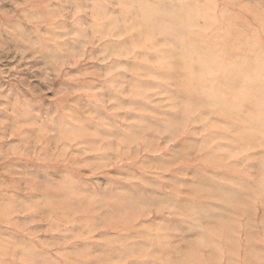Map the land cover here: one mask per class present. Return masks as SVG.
Wrapping results in <instances>:
<instances>
[{
    "label": "rangeland",
    "instance_id": "1",
    "mask_svg": "<svg viewBox=\"0 0 264 264\" xmlns=\"http://www.w3.org/2000/svg\"><path fill=\"white\" fill-rule=\"evenodd\" d=\"M0 264H264V0H0Z\"/></svg>",
    "mask_w": 264,
    "mask_h": 264
},
{
    "label": "bare ground",
    "instance_id": "2",
    "mask_svg": "<svg viewBox=\"0 0 264 264\" xmlns=\"http://www.w3.org/2000/svg\"><path fill=\"white\" fill-rule=\"evenodd\" d=\"M108 1H109V0H108ZM102 2H103V1H102ZM133 2H134V1H133ZM144 2H145V1H144ZM194 3H195V2H194ZM108 4H109V3H108ZM128 4H129V2H128ZM134 4L136 5L135 2L133 3V5H134ZM137 4H138V3H137ZM150 4H151V3H150ZM189 4H190V3H189ZM192 4H193V3H192ZM195 4H196V3H195ZM197 4L199 5V2H198ZM200 4H201V3H200ZM126 5H127V4H126ZM133 5H132V6H133ZM198 5H196V6H198ZM108 6H109V5H108ZM128 6H129V5H128ZM138 6H139V4L137 5V7H138ZM148 6H149V5H148ZM184 6L186 7V5L183 4V7H184ZM187 6H190V5L187 4ZM105 7H106V6H105ZM137 7L135 6V8H137ZM139 7H140V6H139ZM146 7H147V6H146ZM146 7H145V8H146ZM152 7H153V6H152ZM152 7H151V8H152ZM192 7H194V5H193V6L191 5L190 8H192ZM102 8H103V7H102ZM188 8H189V7H187L186 10H188ZM137 9H138V8H137ZM154 9H155V8H154ZM154 9H153V10H154ZM183 9H184V8H183ZM192 9H193V8H192ZM103 10H104V9H103ZM150 10H151V9H150ZM153 10H151V11L153 12ZM156 10H158V8H157ZM197 10H198V9H197ZM135 11H136V9H135ZM135 11H134V14H132V18H134L133 15L137 14V13H135ZM140 11H141V9H140ZM154 11H155V10H154ZM191 11H192V13H193V10L190 9V12H191ZM152 12H151V14H152ZM130 13H131V12H130ZM130 13H129V14H130ZM159 13H160V12H159ZM159 13H157V11L155 12V14L153 13L154 18H155V17H158V16H155V15H157V14H159ZM165 13H166V11H165ZM182 13H183V12H182ZM102 14H103V13H102ZM126 14H127V13H126ZM126 14H125V15H126ZM166 14H167V13H166ZM189 14H190V13H189ZM122 15L124 16V14H122ZM153 15H152V16H153ZM184 15H186V14H184ZM261 15H262V13H261ZM130 16H131V15H130ZM137 16H138V15H137ZM159 16H160V15H159ZM166 16H168V15H166ZM177 16H178V15H177ZM189 16H190V15H189ZM104 17H105V16H104ZM109 17H111V16H109ZM115 17H116V16H115ZM115 17H114V18H115ZM124 17H125V16H124ZM141 17H142V16H140V18H138V19L140 20ZM150 17H151V16H150ZM171 17H172V16H171ZM175 17H176V16H175ZM175 17H174V19H176ZM260 17H261V16H260ZM120 18H121V17H120ZM161 18H162V16L159 17L160 20H161ZM166 18H168V17H166ZM166 18H165V19H166ZM183 18H184V17H183ZM193 18H194V17H193ZM193 18L191 19V17H190L191 21H192V20L194 21ZM110 19L112 20V18H110ZM115 19H117V18H115ZM122 19H123V18H122ZM122 19H119V21H121ZM138 19H137V21H138ZM145 19H146V18H145ZM150 19H151V18H150ZM150 19H149V20H150ZM156 19H157V18H155V20H156ZM159 19H158V20H159ZM172 19H173V18H172ZM127 20H129V17H128ZM133 20H136V19H133ZM177 20H178V19H177ZM177 20H176V21H177ZM179 20H180V19H179ZM184 20H185L184 22L187 21L186 19H184ZM124 21H126V20H124ZM144 21H145V20H144ZM165 21H166V20H165ZM174 21H175V20H174ZM174 21H173V22H174ZM176 21H175V22H176ZM189 21H190V20H189ZM191 21H190V22H191ZM193 21H192V22H193ZM131 22H134V21H131ZM152 22H153V23H152ZM152 22H151V23L154 25V21H153V19H152ZM169 22H170V21H169ZM169 22H168V23H169ZM173 22H172V23H173ZM140 23H141V21H140ZM143 23H145V22H143ZM158 23L162 24L161 22H158ZM158 23H157V21H156V24H158ZM165 23H166V22H165ZM165 23L163 22V26H164ZM79 24H80V23H79ZM108 24H109V23H108ZM110 24H111V23H110ZM116 24H117V23H116ZM116 24H115V25H116ZM120 24H121V22H120ZM156 24H155V25H156ZM77 25H78V24H77ZM96 25H98V23H97ZM100 25H101V27H102V24H100ZM113 25H114V23H113ZM115 25H114V26H115ZM118 25H119V24H118ZM140 25H141V24H140ZM94 26H95V25H94ZM106 26H107V25H106ZM114 26H111V28H113ZM135 26H136V25H135ZM144 26H145V25H144ZM148 26H150V25H148ZM160 26H161V25H160ZM160 26H158V27H160ZM166 26H167L166 28L169 29V28H168V25H166ZM77 27L79 28V25H78ZM98 27H99V25H98ZM104 27H105V26H104ZM133 27H134V26H133ZM91 28H92V27H91ZM142 28H143V27H142ZM150 28H151V27H150ZM153 28H154V27H152L151 30H152ZM166 28L164 27V29H166ZM93 29H94V28H93ZM97 29H98V28H97ZM99 29H100V28H99ZM102 29H103V28H102ZM102 29H101V30H102ZM108 29H109V28H108ZM164 29L161 28L162 31H164V32L167 33V29H166V31H165ZM172 29H173V28H172ZM74 30H75V27H74ZM74 30H73V33H74ZM76 30H77V28H76ZM101 30H100V31H101ZM123 30H124V28H123ZM154 30H155V28H154ZM170 30H171V29H170ZM105 31H109V30H105ZM110 31H111V29H110ZM172 31H173V30H172ZM172 31H170V32H172ZM174 31H175V29H174ZM70 32H71V30H70ZM77 32H78V31H77ZM80 32H81V31H80ZM80 32H79V33H80ZM82 32H83V31H82ZM97 32H98V31H97ZM97 32H96V33H97ZM112 32H113V31H112ZM137 32H138V31H137ZM73 33H71V34H73ZM75 33H76V32H75ZM79 33H77V35H78ZM85 33H86V32H85ZM85 33H84V35H85ZM98 33H99V32H98ZM106 33H107V32H106ZM134 33H135V32H134ZM138 33H139V32H138ZM150 33H151V32H150ZM167 34H169V31H168ZM167 34H166V35H167ZM171 34H173V33H171ZM176 34H177V33H176ZM77 35L75 34V37H78V38H79V36H77ZM90 35H91V34H90ZM97 35H98V34H97ZM101 35H103V34H101ZM106 35H107V34H106ZM122 35H123V34H122ZM142 35H144V34L140 33V36H142ZM149 35H150V34H148V36H149ZM177 35H178V34H177ZM92 36H93V34H92ZM92 36H91V37H92ZM94 36H95V35H94ZM98 36H99V35H98ZM140 36H139V37H140ZM146 36H147V35H146ZM146 36H145V37H146ZM169 36H170V35H169ZM174 36H176V35H175V32H174ZM174 36H173V37H174ZM80 37H81V36H80ZM91 37H90V38H91ZM104 37H105V36H104ZM104 37H103V38H104ZM167 37H168V35H167ZM171 37H172V36H171ZM100 38H101V37H100ZM140 38H142V37H140ZM140 38H138L139 41H140ZM169 38H170V37H169ZM177 38H178V37H177ZM74 39H75V38H74ZM83 39H84V38H83ZM101 39H102V38H101ZM101 39H100V40H101ZM174 39H176V38H174ZM174 39H173V40H174ZM75 40L78 42L77 39H75ZM75 40H74V41H75ZM96 40H97V38H96ZM100 40H99V41H100ZM107 40H108V39H107ZM107 40H106V42H107ZM147 40H148V38H147ZM166 40L171 41L172 39H171V40L166 39ZM136 41H138V40L136 39ZM136 41L134 40V43H137ZM179 41H180V40L177 39V42H179ZM90 42H91V40H90ZM111 42H112V41H111ZM111 42H110V44H109L110 47H112ZM177 42H173V43H177ZM124 43H125V42H124ZM60 44H61V43H60ZM104 44H105V43H104ZM107 44H108V43H106V45H107ZM101 45H102V44H101ZM101 45H99V46H101ZM52 46H53V45H52ZM181 46H182V45H181ZM181 46H180V48H181ZM58 47H60V45H59ZM58 47H57V48H58ZM102 47H103V46H102ZM108 47H109V46H108ZM177 47H178V46H176L175 48H177ZM183 47H184V45L182 46L181 49H183ZM98 48H100V47H98ZM104 48H105V47H104ZM59 49L61 50L62 48H59ZM59 49H58V50H59ZM101 50H103V49H101ZM106 50H107V49H106ZM187 50H188V49H187ZM189 50H191V49H189ZM189 50H188V51H189ZM115 51H116V50H115ZM176 51H177V49H176ZM184 51H186V50H184ZM185 54H186V52H185ZM185 54H184V55H185ZM182 55H183V53H182ZM182 55H181V56H182ZM186 55H187V54H186ZM187 56H188V55H187ZM188 58H190V56H189ZM193 59H194V58H193ZM237 60H238V59H237ZM237 60H235V61H237ZM253 65H254V64H253ZM176 67H177V66H176ZM176 67H174L175 70H176ZM261 68H262V66H261ZM261 68H260V69H261ZM175 70L173 71L174 73H175ZM250 74H251V72H250ZM258 75H259V74H258ZM248 77H250V76H248ZM240 83H241V82H240ZM250 83H251V81H250ZM243 85H244V84H243ZM251 85H252L253 87H255V84H251ZM239 87H241V86H238V88H239ZM243 87H244V86H243ZM187 89H188V88H187ZM245 92H246V91H245ZM247 92H248V91H247ZM247 95H249V94L247 93ZM244 96H245V95H244ZM244 96H243V97H244ZM175 99H176V98H175ZM241 99H242V98H241ZM243 100H244V99H243ZM241 101H242V100H241ZM238 102H239V101H238ZM238 105H239V104H238ZM241 105H242V104H241ZM242 106H243V105H242ZM243 107H244V106H243ZM245 109H246V108H245ZM244 111H245V110H244ZM257 114H258V113H257ZM174 119H175V118H174ZM173 121H174V120H173ZM176 122H177V120H176ZM41 198H42V197H41ZM156 249H157V248H156Z\"/></svg>",
    "mask_w": 264,
    "mask_h": 264
}]
</instances>
